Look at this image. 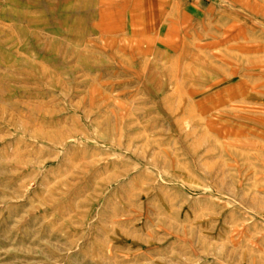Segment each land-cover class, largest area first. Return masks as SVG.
Instances as JSON below:
<instances>
[{
	"label": "rangeland",
	"instance_id": "obj_1",
	"mask_svg": "<svg viewBox=\"0 0 264 264\" xmlns=\"http://www.w3.org/2000/svg\"><path fill=\"white\" fill-rule=\"evenodd\" d=\"M0 264H264V0H0Z\"/></svg>",
	"mask_w": 264,
	"mask_h": 264
}]
</instances>
